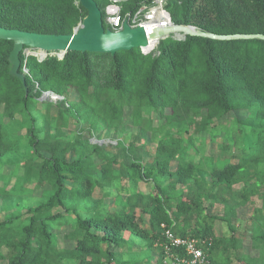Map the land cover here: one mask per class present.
<instances>
[{
  "label": "trees",
  "instance_id": "obj_1",
  "mask_svg": "<svg viewBox=\"0 0 264 264\" xmlns=\"http://www.w3.org/2000/svg\"><path fill=\"white\" fill-rule=\"evenodd\" d=\"M95 1L104 15L110 0ZM165 1L175 24L264 34V0ZM150 2L121 0L122 13ZM86 15L79 0H0L11 29L72 34ZM13 46L0 38V195L42 200L9 205L0 264H167V252L187 255L167 230L194 239L210 264H264L263 39L22 51L25 84L10 72ZM101 132L112 141H93ZM207 135L214 146L201 152Z\"/></svg>",
  "mask_w": 264,
  "mask_h": 264
},
{
  "label": "water",
  "instance_id": "obj_2",
  "mask_svg": "<svg viewBox=\"0 0 264 264\" xmlns=\"http://www.w3.org/2000/svg\"><path fill=\"white\" fill-rule=\"evenodd\" d=\"M79 1L86 8L87 15L74 28L72 34H47L0 26V38L14 42L9 56L12 64L10 71L12 75L19 77L25 84V73H21L19 70L21 66L20 53L22 51H25L27 54L39 55L41 58L46 57L48 53H55L62 58L71 50L111 53L114 55L120 50H130L132 48L147 47L149 45V40L143 27H132L128 21H125L122 29L113 30L105 26L103 11L95 0ZM188 35L218 40H264V34L262 33L222 35L203 31L193 25L175 23L168 27L156 28L149 37L159 43L162 39L170 36L182 40ZM32 50H38L40 53ZM50 95L55 96L57 99L63 98L62 96L54 94L52 91L45 92L42 98L44 99Z\"/></svg>",
  "mask_w": 264,
  "mask_h": 264
},
{
  "label": "built area",
  "instance_id": "obj_3",
  "mask_svg": "<svg viewBox=\"0 0 264 264\" xmlns=\"http://www.w3.org/2000/svg\"><path fill=\"white\" fill-rule=\"evenodd\" d=\"M120 2L121 0H110V3L106 6L105 14L103 15L106 27L120 30L125 21H128L132 27L141 26L145 29L149 40V45L141 47V50L146 54L156 50L159 43L149 36L156 28L168 27L174 23L169 10L166 8V1L151 0L150 3L142 5L134 15L129 12L123 15ZM166 233L174 245L185 246L187 252L186 256H178L167 252L169 254L166 260L167 264H210L204 251L197 245L194 239L177 237L169 230Z\"/></svg>",
  "mask_w": 264,
  "mask_h": 264
},
{
  "label": "rangeland",
  "instance_id": "obj_4",
  "mask_svg": "<svg viewBox=\"0 0 264 264\" xmlns=\"http://www.w3.org/2000/svg\"><path fill=\"white\" fill-rule=\"evenodd\" d=\"M32 51H35L37 53H40V51H38V50H32ZM49 97L53 101H56V99H57L53 95H50ZM72 97H73V100L76 99V97L74 95ZM41 110H43V108H41ZM234 114L235 115H233V116L238 115L237 113H234ZM242 115L243 114H239L238 116H242ZM233 118L234 117L230 118L229 121H228V123H227L229 125V127L232 126V124L234 123ZM72 130H74L73 132H75L76 127L73 126L72 127ZM69 136L72 138L74 136V133H71ZM219 137L221 138V135ZM112 138H113V135H111V134L109 135V134H106L104 132H101V133H98V135L96 136V139L93 140V141H95V142L96 141H101L103 143H108V142L112 141ZM129 138L130 137L127 136L126 137V140H129ZM206 138H207V140H208L209 143L207 142V144H204V148H202L201 152H205V151L207 152L210 147H213L214 146L213 144L210 143L211 140H210V137L208 135L206 136ZM12 160L15 161V162H19V159L18 158H14ZM8 171H9V169L6 168L5 169V172L7 173ZM0 185H2V179L0 180ZM36 193H37V195H35L32 192V190H28V191L24 192L21 195H17L14 200H9V199L6 200V199L3 198V196L0 195V219H3L4 216L6 215V213L9 211V208H10L9 205L11 204V202H21L22 204L27 205V206L36 205L40 200H42L40 198V196H39L40 193L39 192H36ZM106 201L108 202V201H111V200H108L107 199ZM147 218H148V216H146V219ZM240 226L243 227L244 224H241ZM65 229H66L65 226H61V225H56L55 228H54V233L57 235V237H59V240H60L61 243H63V245L66 244L65 240L63 239V232H64ZM126 237H128L131 241L136 242L137 244L144 243V240L141 239V238H139V237H135L133 239V237L131 235H129V234H127Z\"/></svg>",
  "mask_w": 264,
  "mask_h": 264
}]
</instances>
